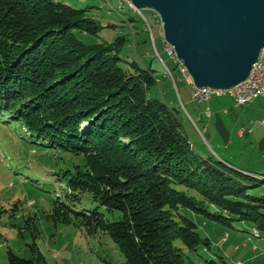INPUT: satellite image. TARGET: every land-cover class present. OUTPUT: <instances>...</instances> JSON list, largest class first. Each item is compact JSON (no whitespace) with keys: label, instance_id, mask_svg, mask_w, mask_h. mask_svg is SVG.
<instances>
[{"label":"trees","instance_id":"obj_1","mask_svg":"<svg viewBox=\"0 0 264 264\" xmlns=\"http://www.w3.org/2000/svg\"><path fill=\"white\" fill-rule=\"evenodd\" d=\"M123 21L131 26L132 18ZM103 28L90 7L0 0V129L19 125L71 158L47 218L89 237L109 235L125 264H196L187 253L211 242L186 210L254 222L259 236L264 197L250 190L251 182L264 184V174L197 152L184 111L149 93L161 81L156 71L122 56L127 36L88 44L77 35ZM86 194L97 208H78ZM100 208L121 216L111 220ZM24 229L40 234L35 224ZM30 247L31 259L9 250V264H47L37 243Z\"/></svg>","mask_w":264,"mask_h":264},{"label":"rangeland","instance_id":"obj_2","mask_svg":"<svg viewBox=\"0 0 264 264\" xmlns=\"http://www.w3.org/2000/svg\"><path fill=\"white\" fill-rule=\"evenodd\" d=\"M62 1L76 8L90 7L92 15L104 27L98 35L77 33L85 43L112 42L118 36H127L129 41L123 48L122 56L128 62L135 61L142 66H151L161 80L162 92L155 85L149 93L153 95L156 91L163 99L164 94L168 101L167 88L173 81L164 77L163 62L167 63L183 101L187 103L192 86L182 79L164 50L161 37L162 21L155 11L144 9L141 14L128 4H125L122 10L123 4L120 0ZM143 16L149 21L153 36L145 28ZM124 17L132 18L131 26L123 21ZM109 25L111 26L108 27ZM132 29L136 35L135 40ZM156 49L163 62L158 58ZM185 78H189V82L193 83L190 75ZM178 102L182 106L180 99ZM187 107L188 110L200 108L193 101L191 105L187 104ZM192 140L197 145L193 136ZM214 157L217 159V156ZM61 158L63 159L59 160ZM70 159L68 154L40 146V143L19 125L0 129V209L7 210V213L0 216V264H9V250L19 257L31 259L33 253L30 245L34 242L45 255L47 264H125V256L109 235L89 237L74 226H56L47 218L55 199L61 196L66 188L60 169L65 168L66 161ZM73 160L79 163L81 159ZM251 184L255 187L250 193L264 197V184ZM97 207L98 204L89 194L84 195L78 205L79 209ZM100 210L111 220L121 216L118 211L112 214L102 208ZM209 212L215 213L216 210L210 208ZM185 213L195 221L201 237L211 242V247L200 246L197 251L187 253L196 264H264V232L260 231V235H256L254 222L214 219L205 213L190 210ZM223 215L228 217V214ZM33 224L38 227L39 235L24 229Z\"/></svg>","mask_w":264,"mask_h":264},{"label":"water","instance_id":"obj_3","mask_svg":"<svg viewBox=\"0 0 264 264\" xmlns=\"http://www.w3.org/2000/svg\"><path fill=\"white\" fill-rule=\"evenodd\" d=\"M162 21L164 38L197 88L245 81L264 48V0H131Z\"/></svg>","mask_w":264,"mask_h":264},{"label":"crops","instance_id":"obj_4","mask_svg":"<svg viewBox=\"0 0 264 264\" xmlns=\"http://www.w3.org/2000/svg\"><path fill=\"white\" fill-rule=\"evenodd\" d=\"M162 34L163 31L161 37L165 50ZM174 65L176 68L175 63ZM163 73L166 77L165 71ZM155 75L157 76L156 73ZM171 80L173 81L172 78ZM176 83L175 80L168 85L166 95H169V102L164 94L163 97L170 106L180 107L184 111L187 131L194 149L208 158L217 156L218 160L240 172L264 174V98L259 97L245 106H236L234 99L227 95L214 96L210 101L201 104L189 95L185 103ZM157 86L162 92L161 81ZM192 101L200 108L188 110L187 104L191 105ZM192 136L198 146L194 144Z\"/></svg>","mask_w":264,"mask_h":264},{"label":"built area","instance_id":"obj_5","mask_svg":"<svg viewBox=\"0 0 264 264\" xmlns=\"http://www.w3.org/2000/svg\"><path fill=\"white\" fill-rule=\"evenodd\" d=\"M120 3L124 6L125 4H128L130 7L135 8L131 0H120ZM135 10L137 9L135 8ZM144 22L147 29L152 35V28L145 16ZM162 35L164 37V34ZM164 41L166 53L176 64V69L181 74L182 79L192 86L191 97L195 102L201 104L210 101L214 96L227 95L234 99L236 106H245L252 103L259 97L264 98V48L262 49L257 62L254 64L249 77L245 81L227 89L197 88L194 83H189V78H185V70H188V68L186 67L184 62L178 58L174 48L166 42L165 38ZM156 53L160 60L163 62L161 55L157 50ZM163 66L165 68V76L172 78L175 82L173 72L169 69L165 62H163Z\"/></svg>","mask_w":264,"mask_h":264},{"label":"bare ground","instance_id":"obj_6","mask_svg":"<svg viewBox=\"0 0 264 264\" xmlns=\"http://www.w3.org/2000/svg\"><path fill=\"white\" fill-rule=\"evenodd\" d=\"M123 7H124V5L121 6V8H123ZM188 73H189V74H188ZM189 75H190V77H191V79H192V82L194 83L193 78H192V76H191L189 70H185V77H188ZM255 233H256V235H258V231H257V230H255Z\"/></svg>","mask_w":264,"mask_h":264}]
</instances>
